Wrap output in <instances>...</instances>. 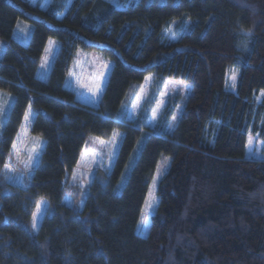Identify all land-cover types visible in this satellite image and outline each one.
I'll return each instance as SVG.
<instances>
[{"label": "trees", "instance_id": "16d2710c", "mask_svg": "<svg viewBox=\"0 0 264 264\" xmlns=\"http://www.w3.org/2000/svg\"><path fill=\"white\" fill-rule=\"evenodd\" d=\"M48 2L0 0V89L14 96L0 129V264H264V0ZM21 21L32 26L27 40L16 36ZM87 52L112 62L96 104L68 82ZM170 78L189 84L187 97L152 126ZM115 132L123 138L110 172L80 184L89 137ZM32 135L44 149L18 176ZM249 135L262 157L248 155Z\"/></svg>", "mask_w": 264, "mask_h": 264}, {"label": "rangeland", "instance_id": "374dc122", "mask_svg": "<svg viewBox=\"0 0 264 264\" xmlns=\"http://www.w3.org/2000/svg\"><path fill=\"white\" fill-rule=\"evenodd\" d=\"M35 1V0H33ZM112 3L119 4L120 0H110ZM44 4L48 5V0H44ZM31 25L26 21H21L16 27V36L20 40H27L29 32L31 30ZM52 42V41H51ZM49 43L45 51L44 57L41 62L38 74L41 77L47 78L49 70L52 66V61L55 55V43ZM2 48V43L0 42V51ZM1 53V52H0ZM112 62L107 60L103 55L98 52H87L80 53L72 70L68 76L69 84L76 90L77 95L80 99L86 100L92 104L98 103V99L107 81L110 67ZM233 76L236 78V72H230V80L232 83L229 84L230 89H234ZM152 76H148L145 80L144 90H146L151 82ZM189 89V84L178 79L170 78L167 80L165 87L156 102V106L151 114L149 124L154 126L156 123H162V115L165 112L166 104L169 101H174L177 96L180 98L178 101V108L181 109L184 100L187 97ZM143 92L138 96L135 101L134 106L129 112L131 118H135L142 108L145 94ZM14 96L10 92L0 89V129L3 125V120L6 113L10 110L13 103ZM173 124L168 127L171 129ZM249 135V141L253 143L254 148L251 152L250 147L248 148V155L262 157L263 149H257L260 147L261 142L259 140L251 138ZM123 134L121 132H115L113 136L109 139H101L99 137L90 136L85 148L83 150V155L76 167V171L73 177L80 184L84 185L90 181L93 173L97 169H102L103 171L109 173L112 169V165L118 149L121 144ZM263 142V141H262ZM45 140L40 135H32L25 147L19 168L16 170V175H22L33 169V166L38 162L40 158V153L44 149ZM165 161L160 160L158 164L157 171L153 178V183L147 195V199L143 208V213L140 218V222L137 225V232L143 235H147L151 226V215L155 211L158 195L156 192V184L164 172ZM17 176V177H18ZM19 178V177H18Z\"/></svg>", "mask_w": 264, "mask_h": 264}, {"label": "snow or ice", "instance_id": "6c2138e0", "mask_svg": "<svg viewBox=\"0 0 264 264\" xmlns=\"http://www.w3.org/2000/svg\"><path fill=\"white\" fill-rule=\"evenodd\" d=\"M249 35H250V33H249ZM235 79V76H233V80ZM252 141H251V139H250V141H249V143H251ZM5 168L6 169H8V170H13V169H11V165H5ZM35 220H36V218H35V216L33 217V227H35Z\"/></svg>", "mask_w": 264, "mask_h": 264}]
</instances>
